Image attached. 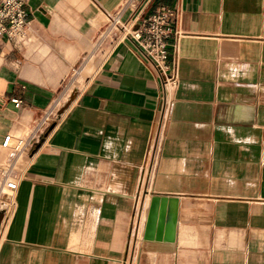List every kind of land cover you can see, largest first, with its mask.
I'll use <instances>...</instances> for the list:
<instances>
[{"label":"crops","instance_id":"obj_1","mask_svg":"<svg viewBox=\"0 0 264 264\" xmlns=\"http://www.w3.org/2000/svg\"><path fill=\"white\" fill-rule=\"evenodd\" d=\"M162 5L181 10L169 85L112 25ZM28 11L29 41L0 39V163L7 134L30 135L77 94L15 163L0 264H264V0H31ZM154 195L177 199L173 242L143 237ZM173 207L161 204L163 224Z\"/></svg>","mask_w":264,"mask_h":264},{"label":"built area","instance_id":"obj_2","mask_svg":"<svg viewBox=\"0 0 264 264\" xmlns=\"http://www.w3.org/2000/svg\"><path fill=\"white\" fill-rule=\"evenodd\" d=\"M31 0H2L0 4V39H6L16 46L25 45L30 40L29 11ZM181 10L176 7L159 6L148 16L141 20L137 26H126L112 17V25L121 27L123 39H131L140 52L148 58L161 74L167 85L174 84L177 79L178 66V41L182 35L180 27ZM170 36H175L173 43L168 41ZM175 51L173 61L170 62V50ZM15 107L22 106V100L11 98ZM58 105L55 104L38 121L28 136H17L9 133L4 137L2 147L7 151L8 160L0 163V230L11 212V206L19 180L16 176V161L27 151L29 139L32 135L42 133L46 127L55 120L58 121ZM52 120L48 122V119Z\"/></svg>","mask_w":264,"mask_h":264},{"label":"water","instance_id":"obj_3","mask_svg":"<svg viewBox=\"0 0 264 264\" xmlns=\"http://www.w3.org/2000/svg\"><path fill=\"white\" fill-rule=\"evenodd\" d=\"M63 111L61 110L59 114L61 115ZM166 202L173 204L172 211L168 212L167 224H163L164 212H160L161 204L164 205ZM176 198H166L159 195H154L151 200L148 220L146 228L144 231V239L146 240H165V241H175L176 238ZM2 216V215H1ZM0 216V219H1Z\"/></svg>","mask_w":264,"mask_h":264},{"label":"rangeland","instance_id":"obj_4","mask_svg":"<svg viewBox=\"0 0 264 264\" xmlns=\"http://www.w3.org/2000/svg\"><path fill=\"white\" fill-rule=\"evenodd\" d=\"M92 65V63L90 62L89 63V65H88V67L82 72V74L83 75H86V70H88L89 71V73L92 71V67H93V65ZM88 73V74H89ZM76 79H77V76L75 77ZM83 84V81H82V79H78V81L76 82V86H80L81 87V85ZM77 90V89H76ZM71 94V93H70ZM70 96V95H69ZM69 98V97H68ZM68 99H66V100H63L59 105H58V115H59V112L62 110L63 111V113L65 112V110L69 107V105L71 104V102L68 104ZM62 113V114H63ZM52 119L51 118H49L48 119V122H50ZM24 135V133H22V131H17V132H14V136L15 137H17V136H23ZM139 253V252H138Z\"/></svg>","mask_w":264,"mask_h":264},{"label":"bare ground","instance_id":"obj_5","mask_svg":"<svg viewBox=\"0 0 264 264\" xmlns=\"http://www.w3.org/2000/svg\"><path fill=\"white\" fill-rule=\"evenodd\" d=\"M88 73H89V71L86 70V74H88ZM76 94H77V90L76 89L72 90V92H71V94H70V96L68 98V101H69L68 104L70 102H72V100L75 98Z\"/></svg>","mask_w":264,"mask_h":264},{"label":"clouds","instance_id":"obj_6","mask_svg":"<svg viewBox=\"0 0 264 264\" xmlns=\"http://www.w3.org/2000/svg\"><path fill=\"white\" fill-rule=\"evenodd\" d=\"M105 147H106V148H111V147H112L111 142L106 143V144H105Z\"/></svg>","mask_w":264,"mask_h":264}]
</instances>
